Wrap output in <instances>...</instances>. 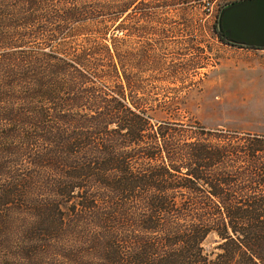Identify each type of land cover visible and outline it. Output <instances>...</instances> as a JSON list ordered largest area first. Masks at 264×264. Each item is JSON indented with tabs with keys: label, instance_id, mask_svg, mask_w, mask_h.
<instances>
[{
	"label": "trees",
	"instance_id": "1",
	"mask_svg": "<svg viewBox=\"0 0 264 264\" xmlns=\"http://www.w3.org/2000/svg\"><path fill=\"white\" fill-rule=\"evenodd\" d=\"M135 1L0 0V264H264V134L142 102Z\"/></svg>",
	"mask_w": 264,
	"mask_h": 264
},
{
	"label": "rangeland",
	"instance_id": "2",
	"mask_svg": "<svg viewBox=\"0 0 264 264\" xmlns=\"http://www.w3.org/2000/svg\"><path fill=\"white\" fill-rule=\"evenodd\" d=\"M234 1L136 0L126 8L124 69L143 103L162 104L168 119L194 130L264 134V50L224 43L212 29ZM216 245L212 234L205 248Z\"/></svg>",
	"mask_w": 264,
	"mask_h": 264
},
{
	"label": "water",
	"instance_id": "3",
	"mask_svg": "<svg viewBox=\"0 0 264 264\" xmlns=\"http://www.w3.org/2000/svg\"><path fill=\"white\" fill-rule=\"evenodd\" d=\"M218 29L230 42L264 49V0H237L223 7Z\"/></svg>",
	"mask_w": 264,
	"mask_h": 264
},
{
	"label": "crops",
	"instance_id": "4",
	"mask_svg": "<svg viewBox=\"0 0 264 264\" xmlns=\"http://www.w3.org/2000/svg\"><path fill=\"white\" fill-rule=\"evenodd\" d=\"M238 47H243V46H238ZM243 48H250V47H243ZM251 49H262V50H264L263 48H251Z\"/></svg>",
	"mask_w": 264,
	"mask_h": 264
}]
</instances>
